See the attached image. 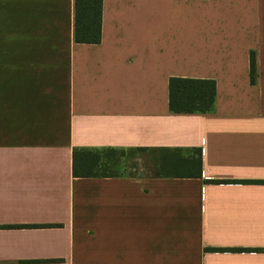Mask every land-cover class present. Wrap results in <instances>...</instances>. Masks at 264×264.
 <instances>
[{"label":"crops","instance_id":"0c3cea01","mask_svg":"<svg viewBox=\"0 0 264 264\" xmlns=\"http://www.w3.org/2000/svg\"><path fill=\"white\" fill-rule=\"evenodd\" d=\"M0 264H264V0H102L97 44L74 0H0Z\"/></svg>","mask_w":264,"mask_h":264},{"label":"trees","instance_id":"16d2710c","mask_svg":"<svg viewBox=\"0 0 264 264\" xmlns=\"http://www.w3.org/2000/svg\"><path fill=\"white\" fill-rule=\"evenodd\" d=\"M102 0H74V41L76 43L97 44L100 41ZM250 82H254L255 59H249ZM215 82L180 78L168 81V106L175 114H191L209 112L214 104ZM111 154L103 155L97 151H74L72 158V175L87 178L98 175L97 171L110 158ZM105 158V159H103ZM102 162V163H101ZM197 175L200 176V157L195 162ZM39 228L43 226H29ZM50 227V226H48Z\"/></svg>","mask_w":264,"mask_h":264}]
</instances>
